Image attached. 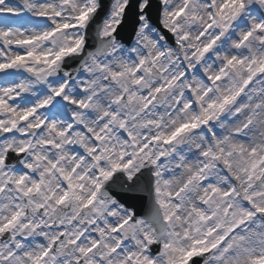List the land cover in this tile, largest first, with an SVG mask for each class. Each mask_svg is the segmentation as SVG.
Instances as JSON below:
<instances>
[{
    "label": "snow or ice",
    "instance_id": "obj_1",
    "mask_svg": "<svg viewBox=\"0 0 264 264\" xmlns=\"http://www.w3.org/2000/svg\"><path fill=\"white\" fill-rule=\"evenodd\" d=\"M0 264H264V0H0Z\"/></svg>",
    "mask_w": 264,
    "mask_h": 264
}]
</instances>
